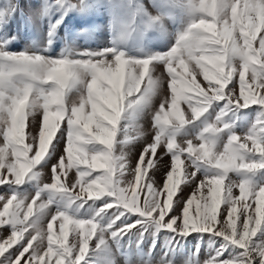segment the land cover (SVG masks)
I'll use <instances>...</instances> for the list:
<instances>
[{
    "label": "snow or ice",
    "instance_id": "6c2138e0",
    "mask_svg": "<svg viewBox=\"0 0 264 264\" xmlns=\"http://www.w3.org/2000/svg\"><path fill=\"white\" fill-rule=\"evenodd\" d=\"M0 188V264H264V0L0 2Z\"/></svg>",
    "mask_w": 264,
    "mask_h": 264
},
{
    "label": "rangeland",
    "instance_id": "374dc122",
    "mask_svg": "<svg viewBox=\"0 0 264 264\" xmlns=\"http://www.w3.org/2000/svg\"><path fill=\"white\" fill-rule=\"evenodd\" d=\"M0 2H3V0H0ZM22 2L25 5V11L28 14H32L40 7L42 0H22ZM145 2L148 3L149 0H145ZM109 20H110V16H109L107 10L101 8L99 11H94V12H92L86 16H81V15L76 14L75 20L69 21V23L75 22L77 24V27H80L83 25H85V26L98 25L99 26V30H98L99 31V39L100 40H109L110 39ZM30 31H31V29H28L26 31V35L28 33H30ZM62 32H63V30H62ZM25 43H27V40L16 41L13 43L12 47L14 49H19V48L24 47ZM56 50L58 51L59 48H57ZM198 79L202 80V77H198ZM142 124H143V127L145 128L146 132L148 130H151L152 129L151 116H145L144 121H142ZM153 134H154V130H153ZM140 147H141V145L137 144L133 149L134 153L138 152ZM70 175H71V173H70ZM157 178L159 179L160 177L158 176ZM4 191H5V189L0 188V194H2ZM189 191H191V190L188 189L186 191V195H187V192H189ZM54 207L55 206H53V210H54ZM194 235H196V234H194ZM69 239L71 240V236L69 237ZM189 242H190V244L187 246L194 247L197 240L193 239L192 237H189ZM150 244H151V239L149 238L146 240V245H150ZM207 247H208L207 243H205L202 246L201 255L198 257L199 259L206 258Z\"/></svg>",
    "mask_w": 264,
    "mask_h": 264
}]
</instances>
